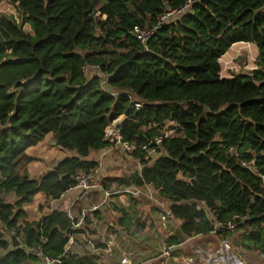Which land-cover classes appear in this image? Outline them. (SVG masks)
Returning <instances> with one entry per match:
<instances>
[{"label":"trees","instance_id":"16d2710c","mask_svg":"<svg viewBox=\"0 0 264 264\" xmlns=\"http://www.w3.org/2000/svg\"><path fill=\"white\" fill-rule=\"evenodd\" d=\"M0 1L17 12L0 15V227L9 235L0 234V264L37 263L11 230L29 247L45 238L41 248L51 258L64 253L74 233L67 209L18 225L28 215L22 206L39 192L59 200L76 177L97 167L89 156L108 147L105 130L122 115L120 134L135 147L128 155L140 171L103 178L105 189L151 186L179 224L167 239L173 244L245 217L236 229L243 231L241 246L264 256V0H195L145 47L131 32L186 0ZM241 42L256 47L257 69L219 79V58ZM86 66L99 69L86 75ZM103 77L116 94L103 90ZM165 130L174 135L164 137ZM48 134L67 156L37 179L17 171ZM160 137L144 160L140 147ZM129 201L114 211L125 233L138 205ZM82 204H74L76 215ZM62 264L97 262L69 253Z\"/></svg>","mask_w":264,"mask_h":264},{"label":"rangeland","instance_id":"374dc122","mask_svg":"<svg viewBox=\"0 0 264 264\" xmlns=\"http://www.w3.org/2000/svg\"><path fill=\"white\" fill-rule=\"evenodd\" d=\"M2 14L16 16L17 12L14 6L7 4L4 1H1L0 2V15ZM23 30L27 33L32 34V32L30 31V27L28 25H25L23 27ZM229 51H230V54H227ZM256 58H257V49L253 44H250V43L236 44L232 46L219 59L220 73L222 76L226 78H229L235 75H240L242 73H250L252 70L257 69V59ZM52 142L53 141L50 135H48L47 137H45V139L40 144H38L37 147L34 148L35 150H31V149L28 150L26 153L29 156L34 158V162H31L29 164H23V162H19L18 165L16 166L17 171H23L26 169L29 175H31L32 177H36L37 175H39V173L46 170L48 166L49 167L53 166V164H55L60 158H63L66 154L57 150L56 146L52 145ZM112 154L115 157H120L121 161L119 163V166L122 165L128 170L122 169V166L119 167V166H116V164H113L114 162H117L116 159H113L114 161L113 163L112 162L105 163V160H104L102 162L103 167L105 166V169H108L109 171H112V172L114 171L112 174L113 176L111 175V177L120 176V174H122L123 171H130L133 169L132 168L133 159H131L128 154L121 155L119 151L113 152ZM97 157H95V160H97ZM122 160L124 162H122ZM113 187L115 189L114 191L118 192L116 194V197L121 196V194H125L124 192H119L118 190L119 188H116L115 186ZM151 192H152V195H154L153 190H151ZM142 193L144 192L142 191ZM141 197L146 199V202H148L147 200L149 199L148 198L149 196L147 194L141 195V196L140 195H133V196L128 195L127 196V198H134L136 200L138 198L141 199ZM153 198L154 200L158 201L155 195ZM138 201H141V200H137V203L135 202V204H138V205L131 213L134 219L132 225H134L135 230L131 233L128 232L127 235H125L124 237L120 236L119 238L118 237L119 234L122 235L124 232V231H120L117 236L118 237L117 239L119 241L118 242L119 246L121 242L124 246H129L132 250L135 251V253L142 252L143 250L151 249L153 246H155L156 249L154 251L143 252V255H140L141 257L140 259L142 260L141 263H143L145 262L143 260H147L145 258L149 257L148 259H152V258L161 256L163 244L168 246L170 245V243L167 242V238L169 236L166 237V233H163L162 237L159 236L157 232V228H156L157 224H155L156 218H155V215H153L151 211L152 209L155 210L157 215H160V214L162 215L163 212L160 213V211L156 207V204H154L153 202L152 204H154V207L152 205L151 206L146 205L144 207V205L141 204V202L139 203ZM46 202L47 201H45L44 204ZM36 203H37L36 199L33 198V201L31 204L25 205V207L29 211V215L26 218L28 221H34L40 218L41 216L40 212L42 210H39L40 209L39 205L37 206ZM109 215L110 217H112L114 224L118 222V218L115 215V213L114 214L109 213ZM135 221H137L140 225L141 224L144 225V228H142L141 230H136L137 225ZM167 221H169V224H170L168 226V230L169 231L171 230L170 232L174 233L178 229V225L175 224L174 222L172 223L171 219ZM98 223L99 221H97L96 223H92L91 225H89L90 226L89 229L86 227V230L88 231V233H90L91 230H95L96 226L97 227L99 226ZM108 227L109 226L106 227V230H103L102 228L99 230L102 233L100 236L98 235L91 236L90 238H85L86 241H81L80 242L81 248L78 249L77 251L80 254L81 253L86 254L85 251L87 250L89 254H96L97 255V256L95 255L96 262L98 264H111V263L115 264L116 263L115 261H117L118 263L121 259L120 254L119 256H115V260H112L111 262L110 260L111 251L109 252V249L113 247L110 248V246L108 245L106 246L107 244L106 238H108L112 233H114L112 229L109 230ZM0 234L3 236L4 239L9 238V236L4 231H2L1 228H0ZM242 235H243V231L237 230V231H234L233 233L228 234V236H224V239L222 236L218 238V242L214 241L213 243L210 242L209 244L207 243L210 241L211 239L210 237L203 239L201 241L195 240L193 241L192 245L190 244L191 241H187L183 243L178 253V256L181 257L182 260L184 258L186 259L187 257H193L194 264H208L209 262H206V254H204L203 258H200V257H197V255L194 254V252L199 251V250H202L205 253L217 251L218 250L217 248H219L221 245L219 241L226 240V243H228V248H224L223 250L219 249L217 252V255L213 258L214 259L213 262L217 261L218 264H240V263L241 264H264V256L262 257L256 251L243 249V247L241 246L242 245L241 243ZM114 238L116 239V237ZM134 238L136 239L135 243L132 242ZM214 238L216 237L213 236L212 240ZM179 241L182 242L183 239H180ZM126 243L128 244L126 245ZM233 251L235 252L232 253ZM126 253H131V252H123L121 256ZM238 261H240V263H238ZM173 264H176V263H173Z\"/></svg>","mask_w":264,"mask_h":264},{"label":"built area","instance_id":"2783aa9c","mask_svg":"<svg viewBox=\"0 0 264 264\" xmlns=\"http://www.w3.org/2000/svg\"><path fill=\"white\" fill-rule=\"evenodd\" d=\"M194 3H195V0H186L184 5L177 7V9L168 10L165 13H163L162 15L158 16L156 19L157 20L156 24H154L150 27L144 28V29L137 27L131 32V34L136 38V40H138L140 42L141 45H143L145 47L146 43L148 42V39L154 35V33L166 22L167 19L175 18L179 15L187 13L191 9V7ZM241 43H243V42H241ZM1 61L2 60H0V63H1ZM98 69H99L98 66H86L83 68V72L86 75H88V74H90L89 72L97 71ZM220 78H226V77L222 76L221 73H219V79ZM100 83H101V86L105 92H108L111 95L116 94V93H113L110 90V88L107 86L108 83H107V79L105 77H103L100 80ZM140 107H141L140 103L138 104V103L133 101L132 108L139 110ZM172 124H173V122H170L167 124L166 127H169ZM122 125H123V121H119V118H118L117 120L113 121L112 124L106 128L105 135H104V142H105V144L108 145V147L106 149H104L103 152L101 153V155L99 156V159L97 160L98 166L95 167L94 169H92L90 172L80 174L78 177H76V185L74 187H71L68 190L69 192L70 191L71 192L72 191H78V196H77L78 200L85 198L88 195H90L92 192L98 191L100 189H102L103 191L107 190L102 185V182H103L102 180H103V178H105V176H103V173L101 170L102 169V165H101L102 159L101 158L103 157V155H105L106 153L110 152L111 150L117 149V148H120L121 150H123L124 152H126L128 154L135 151V147L133 145L123 141L122 136L120 134V128L122 127ZM172 135H174V130H165L164 137H168V136H172ZM160 141H161V137L155 138L150 144L143 145L140 147V149L144 152V160H147L149 157H151L153 154L156 153L157 147L160 146ZM229 151H230V153H235V151L233 149H230ZM143 187H145V188H143L141 191L135 187H129L127 189H124V188L121 189V190H124L121 192H124L125 194H121V196L117 197L116 200L108 201L107 202L108 204H106L105 209H107L109 212L116 213V212H114L115 210H121V209L127 208L129 206V205L127 206V203H126L129 199V198H127L128 195H131V196L139 195V193H141L142 191L145 194L150 195V188H148L147 185H145ZM62 196H63V194L60 195V197H62ZM110 198H111V196H110ZM67 213H68L69 219L72 220L70 212L67 211ZM169 216H170V212L168 210L164 214V216H162L160 218V221H159V224H161L162 229L164 230V233H166V237H168V236L170 237V235H168L169 232H167L168 228L166 227V225H167L166 221L169 218ZM244 218H239L237 216H234L231 220L225 221L223 223H216L215 222L216 223L215 224V231L213 233L217 234L218 236H223L225 233H233L240 226V224H242V221L244 220ZM171 234H173V233H171ZM10 235L16 237L17 241L20 242V244L18 245V248L24 249L27 254L32 255L36 259V261H37L36 264H62L63 257H65L66 255H68L70 253L69 248H67V244H68L67 243L65 248H64L63 254H61L60 256H58L56 258H51L48 255H46L43 251V248H41V245L46 241L45 238L40 239L39 245H34V246L29 247V246L25 245L23 242H21L22 239L17 236L18 233L16 230H11ZM21 235H22V233H21ZM161 236H163V234ZM186 241H188V237L184 238L183 241L178 243V244L170 243V245H168V246L163 244V249H162V253L160 256L161 261L158 264H173V263H176V264H194V258L193 257H187L186 259L184 258L182 260L181 257H179L178 255H176L174 253V251H177L178 248L181 245H183V243ZM224 247H228V243H226V240L221 242L219 249L223 250ZM217 252H218V250L205 253L202 250H199V251H196V255H197V257L203 258L204 254H206V262L210 263V262L214 261L213 258L217 255ZM144 263L145 262H143V263L136 262L134 255L131 253L123 254L121 259H120V262H119V264H144Z\"/></svg>","mask_w":264,"mask_h":264},{"label":"crops","instance_id":"0c3cea01","mask_svg":"<svg viewBox=\"0 0 264 264\" xmlns=\"http://www.w3.org/2000/svg\"><path fill=\"white\" fill-rule=\"evenodd\" d=\"M1 2V1H0ZM103 19L105 18L104 16L102 17ZM124 119H125V116L124 115H122V116H120L119 117V121H124ZM48 135H50V137H51V139H52V134H48ZM47 135V136H48ZM46 136V137H47ZM45 139V138H44ZM43 139V140H44ZM42 140V141H43ZM41 141V142H42ZM41 142H39L38 144H40ZM38 145H36V147H37ZM35 147H32V148H30L31 150H35L34 149ZM30 149H28V150H30ZM56 149H57V147H56ZM27 150V151H28ZM57 150H59V149H57ZM120 150V149H119ZM26 151V152H27ZM59 151H61V150H59ZM116 151H118L117 149H113V150H111L110 152H108V153H106L105 155H103V157L101 158L102 160H101V165H102V162L105 160V163L107 162H114L113 161V159H116L117 160V162H114L113 164H116V166H119V163H120V161H121V158L120 157H115V156H113V152H116ZM61 152H63V151H61ZM103 151H100V152H92L91 154H90V156H89V159H95V157H97V160L99 159V156L101 155V153H102ZM56 153V152H55ZM63 153H65V152H63ZM119 153H121V155L122 154H125V155H127L128 153H126V152H124L123 150H120L119 151ZM27 154V153H26ZM66 155L65 156H67V153H65ZM96 154V155H95ZM28 155V154H27ZM29 156V155H28ZM64 156V157H65ZM31 157V156H30ZM63 157V158H64ZM33 158V157H32ZM118 158H120V159H118ZM131 158V157H130ZM34 159V158H33ZM60 159H62V158H60ZM96 160V161H97ZM59 161V160H58ZM133 162H132V164H133V166H132V170H130V171H123V173L122 174H120V175H125V174H130L131 172H134V171H137V172H139L140 171V164L138 163V162H136L135 160H132ZM31 162H34V160L33 161H31ZM31 162H29V163H31ZM122 162H124L123 160H122ZM29 163H27V164H29ZM104 164V163H103ZM120 166H122V165H120ZM119 166V167H120ZM53 166H51V167H47V169L46 170H44V171H42L41 173H39V175H37L36 177H32L31 175H29V177L30 178H32V179H37V178H39L40 176H42L47 170H49V169H51ZM122 169H126L125 167H123L122 166ZM102 173H103V176H105V178L106 177H111V175L113 174V172L112 171H109L108 169H105V166L103 167V165H102ZM126 170H128V169H126ZM25 171H26V169H25ZM27 172V171H26ZM28 173V172H27ZM113 176V175H112ZM117 177H119V176H117ZM148 188H150V195L149 194H147L149 197V199L147 200L148 202H146V199H144L143 197H141V199H137V200H141V201H138L139 203L141 202V204H143L144 205V207L146 206V205H148V206H153L154 207V204H156V207H157V209L160 211V213H162V215L160 214V215H157L156 214V211L155 210H153L152 209V214L153 215H155V218H156V223L155 224H157V226H156V228H157V232H158V234H159V236H161L163 233H164V230L162 229V226H161V224H159V221H160V218L162 217V216H164V214L169 210V205L168 204H163L162 202H160L159 200L157 201V200H154V195H152V192H151V190H153L152 189V187L151 186H147ZM143 188H145V187H141V188H138V190H142ZM121 189H123V187H121V188H119L118 190H119V192H121V191H124V190H121ZM124 189H127V188H124ZM115 189H114V187H111L110 189H107L106 191H103L102 189H100V190H98V191H95V192H92L90 195H88L87 197H85V198H82V199H80V200H78L77 199V196H78V191H68V192H66V193H64L63 194V196L62 197H60V199L59 200H57V201H50V200H47L46 198H45V196H44V194L43 193H41V192H39V194H37V195H35L34 196V199H36V201H37V206L39 205V210H42L41 212H40V214H41V216H40V218H42V217H44V216H47L48 214H50L53 210H55V209H58L57 207L58 206H63V207H65L66 209H67V211H69L70 212V214H71V221H73V231H74V233L72 234V236H71V238H70V240H69V242H68V244H67V248H69V251H70V253L71 254H75V255H79V256H81V255H84L85 253H79L77 250L78 249H80L81 247H80V242L81 241H86V239L85 238H90L91 236H95V235H98V236H100L102 233H101V231H99L101 228L103 229V230H106V227L107 226H109V227H111V228H109L108 227V229L110 230V229H112V231L114 232V233H112L108 238H106V246L108 245V246H110V248L111 247H113V248H111V249H109V252L111 251V255H110V257H111V262H112V260H115V256H119V254H120V258L122 257L121 256V254L123 253V252H131V254H133L134 255V257H135V261L136 262H140L141 263V257H140V255H143V252H150V251H154L156 248H155V246H153L151 249H147V250H143L142 252H136L135 253V251L134 250H132L129 246H124L121 242H120V246L118 245V237L120 238V236H122V237H124L125 235H127V233L128 232H133L134 230H135V227H134V225H132L131 227H130V231H128L126 234L123 232V234L121 235V234H119V232H120V229L118 228V226H116V224H114V225H111L110 223L111 222H113V219H112V217H110V215H109V213H112V212H109L107 209H105V206H106V204H108L107 202L108 201H110V200H116L117 199V197H116V191H114ZM139 195L141 196V195H145L144 193H139ZM110 196H111V198H110ZM97 198V199H96ZM130 199V198H129ZM129 199H128V201H129ZM151 200V201H150ZM45 201H47L45 204H44V202ZM80 201H82L83 202V204H82V207H81V209H80V211H79V213L76 215L75 214V211H74V204L76 203V202H80ZM126 202L127 203V206L130 204V201L129 202ZM152 202L154 203V204H152ZM129 203V204H128ZM31 204V203H30ZM27 205H29V204H27ZM126 206V207H127ZM130 206V205H129ZM128 206V207H129ZM26 211H28L27 210V208L25 207V205H23L22 206ZM127 207V208H128ZM163 210V211H162ZM95 214H98V218L95 216ZM112 214H114V213H112ZM28 215H29V211H28ZM28 215H27V217H28ZM116 215V214H115ZM117 216V218H118V220L120 219V217L118 216V215H116ZM27 217H25V218H23V219H21V220H19V222H18V225L19 224H22V222H31V221H28L26 218ZM40 218H38V219H36V220H34V221H38V220H40ZM100 218V220H98ZM169 219H171L172 220V223L174 222L175 224H177L178 226H179V224L177 223V222H175L172 218H171V216H169V218L167 219V220H169ZM97 221H99V223H98V227L96 226V229L95 230H91L90 231V233H88V231L86 230V227L89 229V225H91L92 223H96ZM132 223H133V221H132ZM131 223V224H132ZM166 227L168 228V226L170 225L169 224V221H166ZM103 225V226H102ZM105 225H107V226H105ZM100 227V228H99ZM113 227V228H112ZM1 228V227H0ZM2 229V231H4V229L3 228H1ZM81 230H83L84 232H81V233H79V231H81ZM102 230V231H103ZM118 232H117V231ZM178 230V229H177ZM177 230L175 231V232H177ZM171 231V230H170ZM169 230H167V232H169V234L168 235H173V234H171V232H170ZM5 232V231H4ZM118 234H119V236H118ZM161 234V235H160ZM88 237H87V236ZM9 236V235H8ZM118 236V237H117ZM213 236H215L216 238H214L213 240H212V237ZM102 237V236H101ZM114 237H116V239L114 238ZM121 237V238H122ZM162 237V236H161ZM211 238L210 239V241L207 243V244H209L210 242H214V241H216V242H218V238H220V236H218L217 234H215V233H210V234H207V235H203V236H195V237H189L188 238V241H191L190 242V244L192 245L193 244V241H195V240H203V239H206V238ZM169 238V237H168ZM184 238H186L185 236H183V237H180V239H184ZM81 239H83V240H81ZM103 239H104V237H103ZM222 241H224V240H222ZM222 241H219V243H221ZM132 242L133 243H135L136 242V239L134 238L133 240H132ZM187 242V241H186ZM180 243V242H179ZM211 243V244H212ZM128 243H126V245H127ZM181 247H182V245L178 248V250L177 251H174V253L176 254V255H178V253H179V251H180V249H181ZM224 248H228V247H224ZM218 250H219V248H217ZM193 251V250H192ZM86 252V254H89L88 252H87V250L85 251ZM106 252V251H105ZM235 251H233L232 253H234ZM194 254H196V251L194 252ZM91 255H96V254H91ZM97 256V255H96ZM150 256H152V255H150ZM262 256V255H261ZM263 257V256H262ZM145 258V257H144ZM149 258V257H148ZM148 258H145V259H147V260H143V261H145V263L144 264H158L160 261H161V258H160V256L159 257H155V258H152V259H148ZM116 263L115 264H119V262L117 263V261H115ZM238 263H240V261H238ZM98 264V263H97ZM112 264V263H111ZM208 264H218L217 263V261H215V262H210V263H208ZM241 264V263H240Z\"/></svg>","mask_w":264,"mask_h":264},{"label":"water","instance_id":"95a60500","mask_svg":"<svg viewBox=\"0 0 264 264\" xmlns=\"http://www.w3.org/2000/svg\"><path fill=\"white\" fill-rule=\"evenodd\" d=\"M52 145H55V142H52ZM56 146V145H55Z\"/></svg>","mask_w":264,"mask_h":264}]
</instances>
